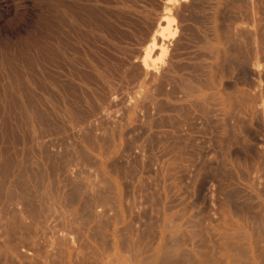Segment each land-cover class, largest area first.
Returning a JSON list of instances; mask_svg holds the SVG:
<instances>
[{"label": "bare ground", "instance_id": "6f19581e", "mask_svg": "<svg viewBox=\"0 0 264 264\" xmlns=\"http://www.w3.org/2000/svg\"><path fill=\"white\" fill-rule=\"evenodd\" d=\"M129 12L142 34L114 75L52 38L0 50V264H264V0Z\"/></svg>", "mask_w": 264, "mask_h": 264}, {"label": "rangeland", "instance_id": "374dc122", "mask_svg": "<svg viewBox=\"0 0 264 264\" xmlns=\"http://www.w3.org/2000/svg\"><path fill=\"white\" fill-rule=\"evenodd\" d=\"M59 1V2H58ZM74 1V3L72 2ZM0 0V50L2 49L3 51H6L8 49L14 48L20 52H36L37 54L40 52L41 55H43L44 53H46L43 49V46L40 45H44L42 42H46V40H48L49 38H52L54 40H58L61 41V43H63L64 45L68 46L69 48H73V46H75L77 49H71L74 52V55L77 56L78 61L81 63H88L90 62L91 64H93L95 66V68H97L100 72L106 74L107 75H114L117 70H119L127 55H131L133 53V49L135 46L138 45L137 40L139 39L138 37L141 36V32H140V28L134 25L135 24V20L133 19L132 15L129 12V9L131 7H133L135 5V3L138 2V0H130L131 2H129V0ZM105 1V2H104ZM117 1V2H116ZM133 1V2H132ZM135 1V2H134ZM62 2V3H61ZM81 4H80V3ZM85 2V3H84ZM107 2V3H106ZM58 3V4H57ZM65 5H64V4ZM94 3V4H93ZM128 3V4H127ZM132 3V4H130ZM90 4V5H89ZM96 6L98 7H95ZM134 4V5H133ZM62 5V6H61ZM78 5V6H77ZM81 5V6H80ZM94 7L96 8H93ZM75 6V7H73ZM84 6V7H83ZM106 6V7H105ZM116 8H113L115 7ZM60 7V8H59ZM84 8V10L82 11V8ZM104 7V8H103ZM110 7V8H108ZM67 8V9H66ZM75 8V9H74ZM81 8V10H80ZM99 8V9H98ZM105 9L106 13L104 12ZM107 8V9H106ZM113 8V10H112ZM125 10V11H122ZM126 8V9H125ZM74 9V10H73ZM79 9V10H78ZM115 9V10H114ZM118 9V11H117ZM57 10V11H56ZM87 10V11H86ZM96 10V11H95ZM101 12H100V11ZM56 11V12H55ZM77 11V12H76ZM81 11V12H80ZM97 11H99V13H97ZM128 11V12H126ZM59 12V13H58ZM72 12V13H71ZM91 12V13H89ZM93 12V13H92ZM96 12V14H95ZM113 14H110V13ZM118 12L122 13L121 15H119L122 19L119 18L118 16ZM65 13V14H64ZM68 13V14H67ZM75 13V14H74ZM81 13V15H80ZM82 13H84L85 15H83ZM89 13V14H88ZM101 13V14H100ZM117 13V14H116ZM119 13V14H120ZM78 17H77V15ZM92 14V15H91ZM99 14V15H98ZM55 15L57 16L55 17ZM70 15H72V17H69ZM76 15V16H75ZM83 15V16H82ZM87 15V16H86ZM93 17H91V16ZM112 15V16H110ZM126 15V16H125ZM83 18H82V17ZM129 17L128 19L124 18V17ZM63 17V19L61 18ZM79 17L81 19V22H85L84 24L81 23L79 20ZM100 17V19L98 18ZM103 21H102V19ZM49 19V21H48ZM55 19V21H54ZM92 19V20H91ZM99 21H97V20ZM67 20V21H66ZM84 20V21H83ZM90 20V21H89ZM95 20V22H94ZM101 20V22H100ZM119 20V22H118ZM134 20V21H133ZM43 21V22H41ZM48 21V23H47ZM53 23H52V22ZM69 21V22H68ZM76 21V22H75ZM107 21V22H106ZM46 22V23H45ZM87 22V23H86ZM97 22V23H96ZM109 22V23H108ZM129 22V23H128ZM58 23V25H56ZM89 23V24H88ZM95 25H94V24ZM100 23V24H98ZM102 23V24H101ZM107 25H105V24ZM111 23V25H110ZM124 24V25H120V24ZM44 24V25H42ZM48 24V25H47ZM53 24V25H52ZM60 24V26H59ZM62 24V25H61ZM93 24V26H91ZM129 24V25H127ZM66 25V27H68L66 29V27L64 26ZM75 25V26H73ZM86 25V26H84ZM99 25H101L100 27H98ZM114 25V27L112 26ZM42 26V27H41ZM73 26V27H71ZM97 26V27H96ZM103 26V27H102ZM108 26V28H107ZM133 26V27H132ZM48 27V29H47ZM119 27V28H118ZM44 28V29H43ZM61 28V29H58ZM64 28V30H63ZM73 28V29H72ZM75 28V29H74ZM80 29V31L78 29ZM92 28V30H90ZM95 28V29H94ZM97 28V29H96ZM103 28V29H102ZM111 28V29H110ZM46 29V30H45ZM50 29V30H49ZM54 29H56L57 31H55ZM83 29V30H81ZM114 29V30H113ZM137 31H136V30ZM45 32H44V31ZM51 30H53V33ZM69 30V31H68ZM87 30V31H86ZM107 30V31H106ZM118 30V31H117ZM130 30V32H129ZM46 31H48L46 33ZM50 31V32H49ZM62 31V32H61ZM73 33H71V32ZM82 31H86V32H82ZM89 31V32H88ZM112 31V32H111ZM139 31V32H138ZM59 32V35L58 33ZM80 32V33H77ZM119 32H121L119 34ZM46 33V34H45ZM51 33V34H50ZM84 33V34H83ZM87 36H86V34ZM93 33V34H92ZM97 33V34H95ZM127 33V35L125 34ZM54 34V35H52ZM80 34V35H79ZM117 35V37L113 36ZM132 34V35H131ZM135 34V35H133ZM33 35V36H32ZM60 35H62L60 37ZM66 35V36H65ZM76 35V36H75ZM82 35V36H81ZM94 35V37H93ZM98 36H101L97 39ZM137 35V36H136ZM11 37L9 40L8 38ZM42 36V37H41ZM48 36V37H46ZM89 36V37H88ZM113 36V38H111ZM126 36V37H125ZM129 36V38H127ZM12 37L14 38L13 41H11ZM23 37V39H22ZM60 37V38H59ZM64 37V38H63ZM69 37V38H68ZM72 37V38H70ZM75 37V38H74ZM78 37V38H76ZM80 37V39H79ZM86 39H83V38ZM116 39H115V38ZM132 37V38H131ZM18 38V39H17ZM27 38L30 40H27ZM31 38V39H30ZM46 38V39H45ZM103 38V40L101 39ZM137 38V39H136ZM34 39V40H33ZM67 39V40H66ZM76 39V40H75ZM78 39V40H77ZM97 39V40H96ZM99 39L100 42H99ZM118 39V40H117ZM32 40V41H31ZM37 40V42H35ZM42 40V41H41ZM63 40V41H62ZM70 40V41H69ZM75 40V41H74ZM122 40V41H121ZM19 41V42H18ZM80 41V42H79ZM90 44H89V42ZM102 41V42H101ZM105 41V43H104ZM107 41V42H106ZM3 42V43H2ZM30 42V43H29ZM127 42V43H126ZM12 43V44H11ZM38 43V46L35 45ZM66 43V44H65ZM83 43V44H82ZM93 43V44H92ZM111 43V44H110ZM129 43V44H128ZM3 46H2V45ZM14 44V45H13ZM17 44V46H16ZM82 44V45H81ZM96 44V47H94L93 45ZM109 44V45H108ZM113 44V45H112ZM9 45V46H8ZM33 45V46H32ZM84 45V46H83ZM90 48H82V47H87ZM100 45V46H99ZM109 47H108V46ZM120 45V46H119ZM16 46V47H15ZM28 46V47H27ZM92 46V47H91ZM119 46V47H117ZM127 46V47H126ZM8 47V49H7ZM36 47H38V51L36 50ZM39 47H41L42 49L40 50ZM112 47V48H110ZM6 48V49H5ZM22 50H21V49ZM105 50H104V49ZM120 51H119V49ZM130 48V49H129ZM81 49V50H80ZM84 49V50H83ZM109 52H107L106 51ZM129 49V50H128ZM26 50V51H24ZM88 50V51H87ZM102 50V51H101ZM111 52H110V51ZM123 51V54L122 51ZM132 50V51H131ZM80 51V52H79ZM87 51V52H86ZM127 52L126 55L125 52ZM42 52V53H41ZM120 52V53H119ZM111 53V54H110ZM116 55H115V54ZM89 54V55H88ZM110 54V55H109ZM115 56H114V55ZM39 55V54H38ZM40 55V56H41ZM45 56V54H44ZM117 56V57H116ZM125 58H124V57ZM116 58V59H114ZM124 58V59H123ZM99 59V60H98ZM111 59V60H109ZM122 59V60H121ZM120 60V61H119ZM122 64L120 65L119 62ZM98 65V66H97ZM114 65V66H113ZM111 66V68H110ZM116 68H118L116 70ZM115 72V73H114ZM116 110V108L114 109V111ZM117 112V111H115ZM131 138H134L135 135H131L128 134ZM140 135V134H139ZM143 136L144 134L142 133L141 136H137L135 137V141H134V145L136 146L135 148H137V146L139 147L143 141ZM138 139V140H137ZM137 140V141H136ZM165 147L161 148L160 151V162L162 164H174L175 161V155L178 154L179 152H183V154H181V168L182 171H184V168L187 166V164L191 163L190 158L188 157L187 153V148L182 147L181 150H177V149H171L172 151H170V148L166 147V141H163L162 143ZM165 148V149H164ZM168 151H165L167 150ZM185 150V151H184ZM164 153V155L162 153ZM181 152V153H182ZM167 153V154H165ZM171 155V156H169ZM174 155V157H173ZM183 155V156H182ZM184 158V159H183ZM183 159V161H182ZM185 160V161H184ZM187 160V161H186ZM190 160V161H189ZM164 161V162H162ZM169 161V162H168ZM186 165V166H185ZM90 170H92V166H88ZM108 175H110V177L117 183H119L120 185H122L121 181L122 179L118 178V175L113 174L111 172H106ZM183 173V172H182ZM167 177V178H166ZM169 177L167 175H163L162 176V180L163 183L166 184L167 181L170 179H168ZM120 179V180H119ZM164 180H166L164 182ZM50 181V180H49ZM32 179L30 180L28 177V183L27 186L31 185ZM51 182V181H50ZM30 183V184H29ZM28 187V188H29ZM183 184L181 185V191L183 190ZM132 193L135 194L134 190H132ZM182 195V200H183V193ZM167 199V197L165 198ZM121 200V201H120ZM122 200H123V191H120V199L118 202V207L120 208V210L122 211V219L120 222L115 223L116 226H119L121 224H123L125 221H128V219L130 218L129 216L125 217V211L122 208ZM181 200V204H176L175 200H173L171 206L166 210V208L164 209V211H170L175 213L177 208L180 206L181 208V214L183 212V203ZM142 201V200H140ZM37 202V201H36ZM176 205V206H175ZM77 203H74L71 206V212H77ZM175 206V207H174ZM172 207V208H171ZM175 210V211H174ZM110 211V210H109ZM112 212V209H111ZM132 214V212H131ZM182 217V216H181ZM126 218V219H125ZM182 219V218H181Z\"/></svg>", "mask_w": 264, "mask_h": 264}]
</instances>
